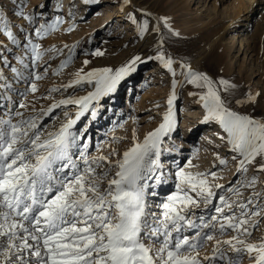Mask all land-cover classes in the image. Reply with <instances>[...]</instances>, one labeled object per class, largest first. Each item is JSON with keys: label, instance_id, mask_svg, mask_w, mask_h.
I'll list each match as a JSON object with an SVG mask.
<instances>
[{"label": "snow or ice", "instance_id": "snow-or-ice-1", "mask_svg": "<svg viewBox=\"0 0 264 264\" xmlns=\"http://www.w3.org/2000/svg\"><path fill=\"white\" fill-rule=\"evenodd\" d=\"M82 3L99 5L100 0ZM130 5L132 0H122L121 11ZM26 7L13 9L26 26L12 25L0 4V32L12 45L0 44V264H243L245 257L250 264H264V235L253 240V233L264 223V116L234 111L206 73L179 62L184 82L205 89L189 93L202 102V123L215 122L223 130L225 135L219 139L233 153L231 160L244 178L230 184L225 190L230 195H225L214 190L224 189L215 182L222 179L215 171H186L195 167L191 160L183 165L173 161L175 170L166 167L161 159L164 153L178 152L165 143L176 125L174 102L180 81L173 68L177 61L164 50L163 30L172 37H180V32L172 27L170 17L133 7L126 19L136 34L140 38L150 30L159 34L155 54L147 59L159 62L173 77L167 110L162 122L142 140L133 132L125 149L111 147L106 155H90V138L86 128L75 129L77 122L85 113L96 118L101 99L117 91L137 70L141 57L133 55L116 69L87 71L91 60L84 59L67 83L47 89L49 96L42 98L51 103L46 108L33 105L26 116L22 109L28 105L23 98L39 91L37 81L46 78L50 67L44 62L41 73L37 71L40 62L47 52L63 55L55 47L42 51L34 37H46L65 23L59 14L64 0H47L30 11ZM76 8L75 2L69 7L71 20H75ZM135 11L145 18L140 20ZM74 27L69 22L66 31ZM78 46V42L64 45L68 55L53 75L74 61ZM81 53L85 57L105 55L100 48ZM14 83L25 87L20 90ZM219 85L225 91L236 87L224 79ZM85 87L91 90L75 95ZM12 93L22 99L14 101ZM53 93L61 98L55 99ZM257 96L258 91L250 92L247 102L255 103ZM70 106L76 109L74 113L67 110ZM57 109L63 110L64 120L54 131H47L45 118L52 120ZM216 155L220 165L228 163ZM249 167L253 170L250 178ZM170 180L174 190L157 199L158 190ZM209 245L210 253L201 255Z\"/></svg>", "mask_w": 264, "mask_h": 264}, {"label": "rangeland", "instance_id": "rangeland-1", "mask_svg": "<svg viewBox=\"0 0 264 264\" xmlns=\"http://www.w3.org/2000/svg\"><path fill=\"white\" fill-rule=\"evenodd\" d=\"M65 1L63 12L59 13L65 23L60 29L43 38L34 37V42L41 45L42 51L55 47L61 49L63 55L47 52L44 61L40 62L41 67L37 71L41 73L44 62L50 64V67L46 78L37 81L39 91L35 94L28 93L27 97L23 98L24 103L28 105L27 110L22 109L25 115L31 114L33 105L36 109L46 108L51 103V99L42 98L49 96L47 89L67 83L84 59L91 60L85 71L104 67L116 69L131 56L139 55L141 62L138 63L137 70L120 83L115 93L101 99L96 118L92 119L85 113L75 129L86 128L87 137L90 138V155H106L111 147L125 149L130 146L133 132L142 140L148 131L157 127L163 120L173 77L159 62L147 59V56L155 54L156 33L150 30L144 38H140L135 32V26L126 19V13L132 12L134 7L156 16L170 17L171 25L180 32V37H172L163 30L164 50L177 61L173 68L180 83L177 85V100L174 102L176 125L166 138L165 146H175L178 152H166L161 159L163 162L168 161V167L173 170V161L183 165L191 160L195 167H189L186 171H215L217 176L222 177L215 182L223 185L224 189L214 190L230 195L225 191L227 187L244 177L238 174L236 162L231 160L233 153L219 139V136L225 135L223 130L215 122L202 123L205 114L202 102L199 101L198 95L189 93H201L205 89L184 82L179 62L188 63L197 71L206 73L220 88L222 98L234 111L256 118L264 116V0H253L254 10L251 12V20L245 22L248 25L245 27H239L236 23L240 22L241 14L245 15L250 0H132V5L125 7L123 11L121 8L116 9L118 5L121 7L122 0H100L99 5L89 6H84L82 0ZM45 2L47 0H0L10 24L25 26L26 22L14 15L13 9L16 5L26 4L25 10L30 11L33 5ZM52 2L54 3V0ZM73 2L77 5L74 9L75 20H71L67 15ZM134 14L140 20L145 18L140 11H135ZM48 15L50 19L53 18L51 10ZM69 22L75 25L72 32L66 31ZM152 22L153 20H150L151 24ZM13 31L17 29L13 28ZM243 37L246 38L245 46L240 45ZM77 42L79 46L74 61L59 75H53V70L58 68L60 62L68 55V49L64 48V45L71 46ZM0 44L12 47L3 32H0ZM96 48L104 51L105 55L85 57L81 53V50L93 51ZM12 63L15 64V60H12ZM152 68L157 73L149 74L148 71ZM4 73L11 79L12 74L8 69L5 68ZM220 79L236 87H229L225 91L224 87L219 85ZM256 83L260 85L258 90L254 88ZM14 87L23 90L25 85L14 83ZM90 90V87H85L76 91L75 95H85ZM255 91L259 92L255 103L247 102L248 94ZM11 95L14 101L22 99L16 93ZM52 95L57 100L61 98L59 93ZM67 110L74 113L76 109L70 106ZM2 111L3 109H0V112ZM55 111L56 115L52 120L45 118L47 131H54L64 120L63 110ZM217 153L228 160L226 165L219 164ZM252 175L253 170L249 167L247 176L250 178ZM172 190L174 183L170 180L158 190L157 199L163 198ZM262 235L264 223H261L259 231L253 233V240ZM210 247L209 245L202 250L201 255L210 253ZM243 264H250L247 257L244 258Z\"/></svg>", "mask_w": 264, "mask_h": 264}, {"label": "bare ground", "instance_id": "bare-ground-1", "mask_svg": "<svg viewBox=\"0 0 264 264\" xmlns=\"http://www.w3.org/2000/svg\"><path fill=\"white\" fill-rule=\"evenodd\" d=\"M66 1H68V0H66ZM66 1H65V2H66ZM70 1H71V0H70ZM193 1H194V0H193ZM216 3H217V1H216ZM258 3H259V2H258ZM252 6H253V0H250V4L248 5V7H247V9H246L245 15H243V14L240 15V18H239V19H241V20H239V21H240L241 23H240V22H237V23H236L237 26H239V27H245V26H248L245 22L251 20V12L254 10V8H253ZM120 8H121V7H119V5H118L116 9H117V10H120ZM242 22H244V23H242ZM154 23H155V22H154V20H153L152 24H154ZM158 36H159V34L156 33V35H155L156 39H158ZM245 40H246V38L243 37L242 40H241L240 45L245 46V45H244ZM192 68H193V67H192ZM193 69L196 70L195 68H193ZM148 73H149V74H154V73H157V72H156V70H154V69L152 68V69H150V71H148ZM259 87H260V85H259L258 83H256L254 88H255V90H258ZM178 143H180V142H178ZM179 145H180V144H179ZM173 155H176V154H173ZM167 162H168V161H164V162H163V163L166 165V167L169 166V164H168Z\"/></svg>", "mask_w": 264, "mask_h": 264}]
</instances>
